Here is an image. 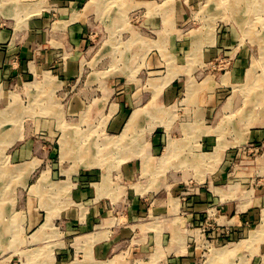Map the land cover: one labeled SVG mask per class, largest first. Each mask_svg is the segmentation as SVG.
I'll list each match as a JSON object with an SVG mask.
<instances>
[{
  "label": "rangeland",
  "instance_id": "1",
  "mask_svg": "<svg viewBox=\"0 0 264 264\" xmlns=\"http://www.w3.org/2000/svg\"><path fill=\"white\" fill-rule=\"evenodd\" d=\"M235 1L101 0L96 17L107 26L98 31V44H92L88 58L97 51V63L103 65L100 69L119 71L120 90L127 95L142 92L130 87L134 82L128 79L148 84L146 88L153 93L151 113L166 119L155 120L152 134L140 139L146 149L151 147L143 156L131 153V147L138 144L136 135L121 138V130L117 133L116 126L103 119L71 125L72 144L57 142L59 158L54 162L64 173L62 180L73 171L76 177L90 171L97 177L92 181H108L113 197L133 196L142 185L152 189L156 198L166 194L179 198L172 201L171 208L191 200L189 208L201 203L243 210L235 229L224 227L219 230L220 238L208 237L212 230L200 223L192 225V247L199 256L191 264H264V9L255 3L246 10L252 8L248 0H239L232 8ZM146 17L149 24L144 23ZM137 33L148 38L129 37ZM57 86L50 76L26 86L25 95L19 90L22 88L10 87L18 105L31 112L24 121L33 114L54 113L52 106L66 121L62 104L68 97L48 91ZM114 100L118 101L112 95L103 100L106 108L99 116L121 112L120 106L109 105ZM123 107L128 120L134 108ZM89 112L82 117L87 118ZM191 125L202 128V135L198 131L195 137L183 135L193 130ZM72 127L62 125L59 132L66 134ZM122 149L129 154L122 155ZM146 161L156 166L150 168ZM204 184L207 202L196 201ZM250 212L251 217L245 215ZM203 234L206 237L201 238ZM217 239L224 245L218 247L224 252L223 259L217 256V249L209 251L204 243Z\"/></svg>",
  "mask_w": 264,
  "mask_h": 264
},
{
  "label": "crops",
  "instance_id": "2",
  "mask_svg": "<svg viewBox=\"0 0 264 264\" xmlns=\"http://www.w3.org/2000/svg\"><path fill=\"white\" fill-rule=\"evenodd\" d=\"M100 2L0 0V264H191L199 256L192 247V225L200 223L212 230L208 237L220 238L219 230L235 229L239 214L243 213L238 206L217 204L211 208L198 203L189 208L191 200L184 202L183 207L171 208L172 201L179 198L171 194L156 198L152 189L141 184L133 196L115 199L109 195L108 181H92L96 176L90 171L77 177L73 171L66 174L65 180L60 178L64 173L54 162L59 158L57 142L72 144L73 125L103 119L114 124L117 133L121 130V138L136 135L138 144L131 147V153L143 156L151 152V147L146 149L140 139L152 134L155 120L166 119L151 113L153 93L146 88L148 84L138 85L128 79L134 82L130 87L142 92L127 95L120 90L119 71L100 69L103 65L97 63V51L88 58L92 44H98V31L107 26L96 17ZM144 23L149 24L147 17ZM132 36L148 38L141 33L129 37ZM50 76L59 86L48 90L49 94L55 90L68 97L62 104L68 118H60L59 110L52 106L54 113L33 114L24 121L31 112L18 105L10 87L22 88L19 90L25 95L26 86ZM111 95L121 103L114 100L109 105L120 106L121 112L113 117L99 116L106 108L103 100ZM123 106L142 111L133 110L126 120ZM85 112H89L87 118L82 117ZM123 122L127 124L125 128ZM61 124L72 128L60 134ZM192 127L183 135L195 137L197 131L200 134L202 128ZM122 150V155L129 154ZM146 163L150 168L154 165L151 161ZM150 176L148 181L152 180ZM204 193L205 184L202 196L195 200L207 202ZM217 199L216 196L215 203ZM212 242L215 243L204 241L209 251L217 249V256L223 259L224 252L218 248L224 246L222 241Z\"/></svg>",
  "mask_w": 264,
  "mask_h": 264
},
{
  "label": "bare ground",
  "instance_id": "3",
  "mask_svg": "<svg viewBox=\"0 0 264 264\" xmlns=\"http://www.w3.org/2000/svg\"><path fill=\"white\" fill-rule=\"evenodd\" d=\"M90 1H94V0H90ZM97 1L100 2L99 0H97ZM238 1H239V0L235 1V2H234L235 6H234V4H233V5H231V7H232V8L237 7V6H236V3H237ZM248 1L251 3L252 8L248 6V7L246 8V10H251V9H253V7L255 6V3H259V4H260V9H264V0H248ZM256 37H257V36H256ZM258 77H260V76H258ZM254 80H255V79H254ZM252 81H253V80H251V82H252ZM46 82H47V81H46ZM46 82H45V83H46ZM256 82H257V81H256ZM46 84H47V83H46ZM246 84H247V83H246ZM251 84H252V83H251ZM44 85H45V84H44ZM247 85H248V84H247ZM257 85H258V84H257ZM248 86H249V85H248ZM250 87H252V86H250ZM261 87H262V86H261ZM254 89H255V88H254ZM43 92H44V91H43ZM54 92H55V90H54ZM248 92H249V91H248ZM43 94H44V93H43ZM252 95H255V93L252 94ZM33 96H34V95H33ZM247 96H248V95H247ZM32 98H33V97H32ZM17 100H18V99H17ZM31 101H32V100H31ZM33 101H34V100H33ZM31 104H32V102H31ZM11 105H13V104L11 103ZM1 112H3V111H1ZM9 114H10V113H9ZM1 115H2V114H1ZM4 115H5V114H4ZM46 115H47V114H46ZM19 116H20V115H19ZM20 117H21V116H20ZM9 120H11V119H8V121H9ZM19 121H20V120H19ZM61 125H62V124H61ZM19 127H20V126H19ZM13 129H14V127H13ZM7 132H8V130H7ZM1 133H2V132H1ZM19 133H20V132H19ZM14 134H15V133H14ZM11 135H12V134H11ZM18 135H19V134H18ZM12 141H13V140H12ZM10 143H11V142H10ZM12 143H13V142H12ZM7 146H8V144H7ZM2 148H3V147H2ZM4 149L6 150V148H4ZM4 149H3V150H4ZM3 152H4V151H3ZM2 173H3V172H2ZM45 181H46V180H45ZM62 183H63V182H62ZM62 183H61V184H62ZM56 184H57V183H56ZM56 184H53V185H56ZM66 184H67V183H66ZM53 185H52V186H53ZM66 187H68V186L66 185ZM59 189H60V188H59V186H58V190H59ZM65 189H66V188H65ZM58 190H57V191H58ZM55 191H56V190H55ZM55 191H54V192H55ZM59 191H60V190H59ZM63 191H64V190H63ZM56 193H57V192H56ZM58 193H59V192H58ZM49 211H50V210H49ZM48 213H49V212H48ZM50 216H51V215H50ZM52 217H53V215H52ZM52 217H51V218H52ZM47 220H48V219H47ZM49 220H50V219H49ZM52 220H53V219H51L50 222H51ZM4 225H5V224H4ZM12 227H13V226H12ZM44 227H45V226H44ZM13 228H15V226H14ZM47 228H49V227L47 226ZM41 229H42V228H41ZM49 229H50V228H49ZM38 230H39V229H37V231H38ZM50 231H51V230H50ZM48 232H49V231H48ZM37 234H38V232H37ZM39 234H40V233H39ZM38 249H39V248H38ZM40 249H41V247H40ZM23 251H25V250H23ZM23 251H22V252H23ZM47 255H48V253H47ZM25 257H26V256H25ZM48 257H49V256H48ZM51 257H52V256L50 255V258H51ZM52 258H53V257H52ZM24 263H26V262H24Z\"/></svg>",
  "mask_w": 264,
  "mask_h": 264
}]
</instances>
